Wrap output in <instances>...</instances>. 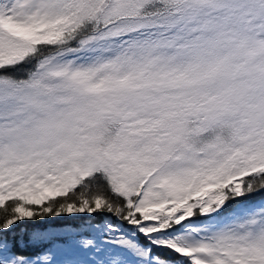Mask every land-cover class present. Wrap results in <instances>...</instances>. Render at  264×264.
<instances>
[{
	"label": "snow or ice",
	"instance_id": "obj_1",
	"mask_svg": "<svg viewBox=\"0 0 264 264\" xmlns=\"http://www.w3.org/2000/svg\"><path fill=\"white\" fill-rule=\"evenodd\" d=\"M0 264H264V0H0Z\"/></svg>",
	"mask_w": 264,
	"mask_h": 264
},
{
	"label": "trees",
	"instance_id": "obj_2",
	"mask_svg": "<svg viewBox=\"0 0 264 264\" xmlns=\"http://www.w3.org/2000/svg\"><path fill=\"white\" fill-rule=\"evenodd\" d=\"M253 199H259V197H253ZM230 207H234V205H230ZM80 223H82V221L79 218H57L55 220H51L48 221L46 223H40L38 225H34L31 222H24L21 223L18 228H17V232L19 233L20 229H28L31 230L34 227H63L64 225H71V226H77ZM25 239H27V237H25Z\"/></svg>",
	"mask_w": 264,
	"mask_h": 264
}]
</instances>
